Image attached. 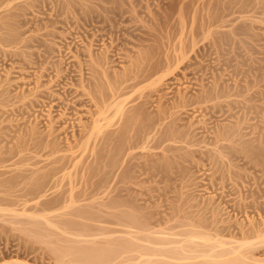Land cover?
I'll list each match as a JSON object with an SVG mask.
<instances>
[{
    "label": "rangeland",
    "instance_id": "1",
    "mask_svg": "<svg viewBox=\"0 0 264 264\" xmlns=\"http://www.w3.org/2000/svg\"><path fill=\"white\" fill-rule=\"evenodd\" d=\"M97 1L0 0V173L3 172L0 175V262L88 264L92 258L90 264H166L167 256L164 255H169L168 250H176L174 255L186 258H178V255L175 258L171 253L172 260L176 262L170 263L169 256L167 264H205L207 261H210L209 264H227L228 260L264 264L263 0L258 1L257 6H254L255 0H229V3L228 0ZM71 6L77 7L72 9ZM180 10L185 17L180 18ZM97 11L104 13L101 22L98 20L101 24L95 22L99 16H94ZM100 25L106 30L102 27L99 30ZM106 51L111 53H108L109 66L105 64L107 72L104 81L92 68L98 65V60ZM180 52L189 54L185 58L188 65H174ZM151 71L156 74L148 77ZM166 73L162 81L156 83L157 90H146L153 79L155 81ZM93 75L96 77L90 88L87 78ZM110 77L114 78L111 79L113 83ZM122 77L128 80L124 83ZM134 78L140 81L136 87L129 89L130 96L127 93L129 98L123 104L125 111L130 108L136 113L129 111L134 114L132 116L128 112L130 117L125 121L124 116L117 112L119 98L115 100L110 96L111 90L107 92L117 81L115 87L135 81ZM113 80H116L115 84ZM107 81L113 86L109 87L112 84L108 85ZM212 86L229 88L230 96L195 100V96L210 93L208 91H212ZM51 90H54L53 94ZM89 90L97 92V95L102 90L104 98L101 103L105 105L93 102L86 94ZM82 97L84 101L78 104ZM101 107L109 109L108 116L115 124L111 122L109 127L104 128L106 123L102 122L104 126L99 128L102 132L94 121V114ZM226 109L230 110L224 112ZM135 115L137 118H134ZM101 121L105 122V119ZM92 125L94 129L91 128L88 135ZM51 127L53 130H50ZM110 130H114V134ZM218 131L227 132L230 136L226 135L229 137L221 141L217 138ZM160 134L164 142L157 141ZM117 135H122V139ZM86 136L90 137L89 141ZM117 139H121L120 145L123 139L126 141L122 144L123 148L120 147L122 152L118 150ZM85 140L89 143L87 150L80 148L81 143L85 146ZM156 141L160 145L157 146ZM40 147L43 150L39 152ZM114 147H118L117 150ZM19 156L24 158L19 159ZM60 157H64L61 162L65 163L61 164L60 160L54 163ZM16 158L20 162H16ZM43 174L47 177L39 178ZM79 176L84 178L80 181ZM112 177L116 179L111 180ZM71 192H74L73 195ZM71 195L75 197L72 201ZM47 200L45 206L42 202ZM78 209L80 213H87L77 215ZM125 210L131 213H125ZM122 212L126 218L121 217ZM139 213L141 217H138ZM134 216L140 223H136ZM115 218H118L117 221ZM124 219L133 222L132 225L142 224L145 219L142 226L148 225V228L140 230V234L137 227L125 224ZM84 225L88 229L80 230ZM119 240L134 244L133 249L117 253L123 251ZM113 245L121 248L118 246L115 251ZM73 246H80V249ZM82 248H91L92 257L85 258L89 260L85 263L79 262L80 257H77L82 254L86 257L83 252L86 249L81 251ZM105 248L110 251H103L105 255L99 258V252L102 253ZM112 253L118 256H112ZM139 253L142 255L138 256ZM189 255H193V259ZM82 257L81 261H85ZM111 257V261L108 260ZM99 259H102L101 262Z\"/></svg>",
    "mask_w": 264,
    "mask_h": 264
},
{
    "label": "bare ground",
    "instance_id": "2",
    "mask_svg": "<svg viewBox=\"0 0 264 264\" xmlns=\"http://www.w3.org/2000/svg\"><path fill=\"white\" fill-rule=\"evenodd\" d=\"M26 1H27V0H26ZM29 1H30V0H29ZM98 1H99V0H98ZM98 1H97V2H98ZM102 1H103V0H102ZM226 1H227V0H226ZM230 1H231V0H230ZM230 1L228 0V3H229ZM233 1H235V0H233ZM245 1H246V0H245ZM251 1H252V0H251ZM258 1L260 2L261 0H255V1H253V2H254V6H255V5L257 6ZM1 2H2V1H1ZM59 2H60V1H59ZM78 2H79V1H78ZM99 2H100V1H99ZM236 2H238V1H236ZM263 2H264V0H263ZM263 2H262V3H263ZM207 3H208V2H207ZM214 3H215V2H214ZM223 3H225V2H223ZM223 3H221V4H223ZM228 3H227V4H228ZM232 3H234V2H232ZM250 3H251V2H250ZM24 4H25V3H24ZM24 4H23V5H24ZM69 4H70V3H69ZM72 4H73V3H72ZM216 4H217V3H216ZM234 4H235V3H234ZM234 4H233V5H234ZM17 5H18V4H17ZM56 5H57V4H56ZM86 5H87V4H86ZM235 5H236V4H235ZM60 6H61V4H60ZM65 6H66V5H65ZM221 6H222V5H221ZM228 6H230V4H229ZM228 6H227V7H228ZM245 6H246V5L244 4V6H243V8H242L243 11H244V9H245V8H244ZM251 6H252V5H251ZM69 7H70V6H69ZM71 7H72V9H73V8H76L77 6H76V7L71 6ZM89 7H90V6H89ZM224 7H225V6H224ZM227 7H226V8H227ZM236 7H237V6H236ZM239 7H240V6H239ZM248 7H249V6H248ZM21 8H22V7H21ZM63 8H65V7H63ZM67 8H68V6H67ZM85 8H86V7H85ZM182 8H183V7H181V9H182ZM233 8H234V7H233ZM233 8H230V9H233ZM6 9H7V8H6ZM9 9H10V8H9ZM12 9H13V8H12ZM25 9H26V8H25ZM56 9H57V8H56ZM61 9H62V6H61ZM68 9H69V8H68ZM77 9H78V8H77ZM83 9H84V8H83ZM94 9H95V8H94ZM101 9H102V8H101ZM224 9H225V8H224ZM227 9H228V8H227ZM63 10H65V9H63ZM70 10H71V9H70ZM75 10H76V9H75ZM113 10H114V9H113ZM184 10H185V9H184ZM228 10H229V9H228ZM233 10H234V9H233ZM240 10H241V9H240ZM9 11H10V10H9ZM18 11H19V10H18ZM65 11H66V10H65ZM91 11H92V10H91ZM103 11H104V10H103ZM111 11H112V10H111ZM163 11H164V10H163ZM166 11H167V10H166ZM214 11H215V10H214ZM214 11H213V13H214ZM218 11H219V10H218ZM222 11H223V10H222ZM229 11H230V10H229ZM247 11H248V10H247ZM7 12H8V11H7ZM60 12H61V11H60ZM71 12H72V11H71ZM82 12H83V11H82ZM99 12H101V11H99ZM116 12H117V11H116ZM219 12H220V11H219ZM223 12H225V11H223ZM84 13H85V11H84ZM86 13H87V12H86ZM96 13H97V14H94V16H95V15H96V16L99 15L98 17L95 16L96 19L98 18L97 20H95V22L97 23L98 20L100 21V20L103 19V17H104L103 14H104V13H102V12H101V13H98V11H97ZM110 13H111V12H110ZM122 13H123V12H122ZM165 13H166V12H165ZM183 13H185V12L183 11ZM217 13H218V12H216V14H217ZM220 13H221V12H220ZM9 14H10V13H9ZM82 14H83V13H82ZM167 14H168V13H167ZM179 14H180V18L184 16V14H183V16H182V10H180V13H179ZM3 15H4V14H3ZM5 15H7V14H5ZM58 15H59V14H57V16L55 15L56 18L58 17ZM61 15H62V14H61ZM86 15H87V14H86ZM89 15H91V14H89ZM89 15H88V16H89ZM100 15L102 16V18H99ZM115 15H116V14H115ZM221 15H223V14H221ZM68 16H69V15H68ZM70 16H71V15H70ZM88 16H87V17H88ZM108 16H109V15H108ZM108 16H105V18L108 17ZM118 16H119V15H118ZM121 16H122V15H121ZM185 16H186V15H185ZM185 16H184V17H185ZM4 17H5V16H4ZM75 17H76V16H75ZM77 17H78V16H77ZM92 17H93V16H92ZM95 17L93 18V20L95 19ZM1 18L3 19V16H1ZM66 18H67V17H66ZM83 18H84V16H83ZM110 18H111V17H110ZM52 19H53V18H52ZM67 19H68V18H67ZM111 19H112V18H111ZM215 19H216V18H215ZM217 19H218V18H217ZM219 19H220V18H219ZM0 20H1V19H0ZM58 20H59V19H58ZM86 20H87V19H86ZM90 20H91V19H90ZM93 20H92V21H93ZM106 20H107V19H104L103 21H106ZM209 20H210V19H209ZM47 21H48V20H47ZM51 21H52V20H51ZM51 21H50V22H51ZM84 21H85V20H84ZM92 21H91V22H92ZM99 21H98V23L101 22V21H100V22H99ZM114 21H115V20H114ZM211 21H212V20H211ZM3 22H5V21H3ZM43 23H44V22H43ZM92 23L94 24V22H92ZM110 23H111V22H110ZM215 23H216V22H215ZM1 24H2V23H1ZM100 24H101V23H100ZM105 24H106V23H105ZM105 24H104V25H105ZM116 24H117V23H116ZM82 25H83V24H82ZM88 25H89V24H88ZM94 25H95V24H94ZM18 26H19V25H18ZM108 26H109V25H108ZM117 26H119V25H117ZM84 27H85V26H84ZM98 27H99V30H100V28L102 27V25H100V26H98ZM104 27H105V26H104ZM43 28H45V27H43ZM102 28H103V27H102ZM111 28H112V27H111ZM242 28H243V26H242ZM53 29H54V28H53ZM95 29H96V27H95ZM103 29H104V28H103ZM120 29H121V28H120ZM0 30H1V28H0ZM101 30H102V29H101ZM104 30H106V29H104ZM108 30H111V29H108ZM116 30H117V29H116ZM11 32H12V30H11ZM47 32H48V31H47ZM96 32H98V30H97ZM108 32H109V31H108ZM112 32H113V29H112ZM239 32H240V31H239ZM49 33H50V32H49ZM149 33H150V32H149ZM93 34H94V33H93ZM97 34H98V33H97ZM13 35H14V34H13ZM37 35H38V34H37ZM44 35H45V34H44ZM90 35H91V34H90ZM100 35H101V34H100ZM46 36H47V34H46ZM0 37H1V36H0ZM3 37H4V36H3ZM6 37H7V36H6ZM33 37H34V36H33ZM38 37H39V36H38ZM38 37H37V38H38ZM147 37H148V36H147ZM17 38H18V37H17ZM17 38H16V39H17ZM84 38H85V37H84ZM87 38H88V37H87ZM0 39H1V38H0ZM24 39H25V38H24ZM24 39H22V40H24ZM39 39H40V38H39ZM90 39H91V38H90ZM101 39H102V38H101ZM2 40H3V39H2ZM6 40H7V39H6ZM6 40H3V41H6ZM13 40H15V39H13ZM28 40H29V39H28ZM45 40H46V38H45ZM10 41H11V40H10ZM16 41H17V40H16ZM19 41H20V39H19ZM19 41H18V42H19ZM41 41H42V39H41ZM93 41H94V40H93ZM89 42H90V41H89ZM39 44H40V43H39ZM90 44H91V43H90ZM45 46H46V45H45ZM118 46H119V45H118ZM86 48H89V47H86ZM115 48H116V46H115ZM5 49H6V48H5ZM5 49H4V50H5ZM47 49H48V48H47ZM131 49H133V48H131ZM6 50H7V49H6ZM90 50H91V49H90ZM107 50H108V49H107ZM121 50H122V49H121ZM2 51H3V50H2ZM7 51H9V50H7ZM113 51H115V50H113ZM116 51H117V50H116ZM116 51H115V52H116ZM15 52H16V51H15ZM15 52H14V53H15ZM46 52H47V51H46ZM102 52H103V51H102ZM106 52H107V51H106ZM117 52H118V51H117ZM108 53H111V52L109 51V52H107L104 56H102L101 59L98 60V62H97L98 65L95 66L94 68H92V70L99 72V73H97L98 76H99V74H100V75L104 78V81H105V79H106V78H105V73L107 72V71L105 72V70L107 69V68L105 67V64L108 65V63H109V59H108V58H109V55H110V54L108 55ZM176 53H177V52H176ZM183 53H184V52H183ZM24 54H25V53H24ZM46 54H47V53H46ZM127 54H128V53H127ZM180 54H181L180 57L177 58L175 62H173V63H175L174 65L177 66V65H179V64H181V63H184L185 66L188 65L189 62H187V60H186L185 58H187L189 54L187 53V55H186V52H185V54H182V53L180 52ZM18 55H19V53H18ZM21 55H22V54H21ZM31 55H32V54H31ZM43 55H44V54H43ZM84 55H85V54H84ZM89 55H90V54H89ZM100 55H101V54H100ZM112 55H113V54H112ZM97 56H98V55H97ZM177 56H178V55H177ZM34 57H35V56H34ZM41 57H42V56H41ZM44 57H45V56H43V58H44ZM98 57H100V56H98ZM22 59H24V58H22ZM32 59H33V58H32ZM41 59H42V58H41ZM45 59H46V58H45ZM110 60H111V59H110ZM135 60H136V59H135ZM32 61H33V60H32ZM42 61H43V60H42ZM113 61H114V60H113ZM172 61H173V60H172ZM90 62H91V61H90ZM133 62H135V61H133ZM139 62H140V61H139ZM168 62H169V60H168ZM54 63H55V62H54ZM77 63H78V61H77ZM79 63H80V62H79ZM147 63H148V62H147ZM147 63H145V64H147ZM170 63H171V61H170ZM58 64H59V63H58ZM110 64H111V62H110ZM137 64H138V63H137ZM139 64H140V63H139ZM167 64H168V63H167ZM167 64H166V65H167ZM55 65H56V64H55ZM94 65H95V64H94ZM140 65H141V64H140ZM168 65H170V64H168ZM77 66H79V64H78ZM80 66H81V65H80ZM108 66H109V65H108ZM162 66H163V65H162ZM60 67H61V66H60ZM138 67H139V65H138ZM141 67H142V66H141ZM167 67H168V66H167ZM171 67H172V66H171ZM150 68H151V67H149V70H151ZM153 68H154V67H153ZM159 68H160V67H159ZM79 69H80V68H79ZM81 69H82V68H81ZM81 69H80V70H81ZM132 69H133V68H132ZM136 69H137V68H136ZM144 69H145V68H144ZM57 70H58V68H57ZM108 70H109V68H108ZM145 70H146V69H145ZM152 70H154V69H152ZM170 70H171V69H170ZM75 71H76V70H75ZM139 71H140V70H139ZM155 71H156V70H155ZM155 71L148 72V73H150L151 75L149 76V74H148L147 76H148V77H151L152 74H153V75H154V73L156 74ZM158 71H159V70H157V72H158ZM111 72H112V71H111ZM114 72H115V71H114ZM124 72H125V70H124ZM126 72H127V71H126ZM135 72H136V70H135ZM137 72H138V71H137ZM140 72L144 73L142 70H141ZM58 73H60V72H58ZM79 73H81V72H79ZM91 73H92V72H91ZM95 73H96V72H95ZM108 73H109V72H108ZM118 73H119V72H118ZM167 73H170V71L167 72ZM167 73H166L165 75H161L162 77H158V79H155V81H154V79H153V82H152V83L150 82V84H148V85L146 86V90H148V92H149V91L152 92V91L157 90V89H158V87H156V86H158L157 84H158L160 81H162L163 77L166 76ZM62 74H63V73H62ZM97 74H96V75H97ZM121 74H122V73H121ZM134 74H136V73H134ZM82 75H83V74L80 75V78H81ZM109 75H110V74H109ZM122 75H123V74H122ZM122 75H121V76H122ZM136 75H137V74H136ZM136 75H135V76H136ZM144 75L146 76V74H144ZM58 76H60V75H58ZM101 76H100V77H101ZM111 76H112V75H111ZM118 76H120V75L118 74ZM124 76H125V74H124ZM124 76H123V77H124ZM126 76H127V75H126ZM137 76H138V75H137ZM142 76H143V74H142ZM147 76H146V77H147ZM83 77H84V76H83ZM86 77H87V75H86ZM95 77H96V76L93 75V76L87 78V81H88V84H89L90 88H91V84L94 83ZM102 77H101V78H102ZM108 77H109V76H108ZM123 77H122V78H123ZM143 77H144V76H143ZM119 78L121 79V77H119ZM119 78H118V79H119ZM125 78L127 79V77H125ZM136 78H137V77H136ZM220 78H221V77H220ZM98 79H99V78H98ZM98 79H97V80H98ZM111 79H114V78H111V77H110V81H111ZM120 79H119V81L121 82L122 80H120ZM73 80H74V79H73ZM82 80H83V78H82ZM82 80H81V81H82ZM84 80H85V79H84ZM99 80H100V79H99ZM123 80H124V78H123ZM127 80H128V79H127ZM127 80H124V83H125ZM134 80H135V78H134ZM218 80H219V79H218ZM57 81H58V80H57ZM81 81H80V82H81ZM85 81H86V80H85ZM101 81H103V79H102ZM113 81H114V80H113ZM139 81H140V80H139ZM139 81L135 80V81H132V82H130V83H127V84H125V85H123V86H117V87H115V85L118 84V83H117L118 81H117V82H116V80L114 81V84H115V82H116V84H115L114 86H113V84H112V83H113L112 81H111L112 83L110 82L112 85L107 81V82H108L107 84H108V85H109V84L111 85V86H109V87H112V86H113L112 89H111V88L108 89L109 92H107V93H110V90H111V93H110V94H111V95H110L111 98H113V99H115V100H116L117 98H119V100L117 99V100L119 101V106H118V108H117V112L121 113V115H123V116L125 117V118L123 117V119H125V121H126V119L129 120L130 114L133 116L134 112L136 113V110L134 111V109H132V110L130 111V108H128V110L126 109V111H125V110H124V107H125V106H124L123 103H124V102L126 101V99H128L129 96H130V94L128 93V92H130L129 89H130V88L133 89V87H136V85L139 83ZM72 82H73V81H72ZM76 82H77V80H76ZM76 82H75V84H76ZM214 82H215V81H214ZM124 83H123V84H124ZM156 83H157V84H156ZM1 84H2V83H1ZM55 84H56V83H55ZM57 84H58V83H57ZM67 84H69V83H67ZM75 84H74V85H75ZM78 84H79V83H78ZM97 84H98V83H97ZM97 84H96V85H97ZM99 84H101V83H99ZM104 84H106V82H105ZM107 84H106V85H107ZM120 84L122 85V83H120ZM120 84H119V85H120ZM60 85H61V83H60ZM80 85L82 86L81 83H80ZM96 85L94 84V86H96ZM213 85H214V84H213ZM92 86H93V85H92ZM204 86H205V85H204ZM220 86H221V85H220ZM83 87H85V86L83 85ZM103 87H104V85H102V89H103ZM109 87H108V88H109ZM144 87H145V86H144ZM212 87H213V86H212ZM38 88H39V87H38ZM72 88H73V87H72ZM95 88H96V87H95ZM95 88H94V90H95ZM99 88L101 89V86H100ZM156 88H157V89H156ZM202 88H203V87H202ZM47 89H48V88H47ZM47 89H46V90H47ZM52 89H53V88H52ZM82 89H83V88H82ZM88 89H89V88H88ZM210 89H212V88H210ZM226 89H227V88H226ZM226 89H224V88H222V87H219V86H218V87L215 86V87H213L212 91H208V92H210V93H208V94H207V93H206V94L204 93V94H201V95H199V96H197V97L195 96V100L197 101V99H200V101H201V100H205V101H206V100H208V99H212L213 96H214V97L216 96L217 98H219V97H221V96H225V95H227V96L229 95V96H230V94H228V93H229V91H228L229 88L227 89V91H226ZM73 90H74V89H73ZM92 90H93V89H92ZM97 90H98V89H97ZM106 90H107V89H106ZM35 91H37V90L35 89ZM35 91H34V92H35ZM38 91H39V90H38ZM42 91H43V89H42ZM81 91H82V90H81ZM85 91H87V90H85ZM143 91H144V90H143ZM44 92H45V91H44ZM49 92H50V91H49ZM51 92H52V90H51ZM53 92H54V90H53ZM53 92H52L51 94H53ZM68 92H69V91H68ZM71 92H72V91H71ZM83 92H84V91H82V94L85 93V92H84V93H83ZM100 92H101V94H99V92H98V95H99V96L96 94L97 92L95 93V92H92V91H90V90H89L86 94H87V96H89V97L91 98V100H92L93 102L95 101L96 104L98 105V103L100 104V103L103 101V100L101 101V99L104 98V97L101 96L103 91L101 90ZM37 93H38V92H37ZM40 93H41V92H40ZM69 93H70V92H69ZM76 93H77V91H76ZM78 93H79V92H78ZM104 93H105V92H104ZM107 93H106V94H107ZM127 93H128L129 96L127 95ZM28 94H29V93H28ZM46 94H47V93H46ZM54 94H55V93H54ZM66 94H67V92H66ZM74 94H75V93H74ZM82 94H81V95H82ZM24 95H25V94H24ZM35 95H36V94H35ZM44 95H45V94H44ZM69 95H70V94H69ZM77 95H79V94H77ZM84 95H85V94H84ZM104 95H105V94H104ZM59 96H60V95H59ZM85 96H86V95H85ZM106 96H107V95H105V97H106ZM127 96H128V97H127ZM139 96H140V94H139ZM61 97H62V96H61ZM66 97H67V96H66ZM107 97H108V96H107ZM25 98H26V97H25ZM82 98H83V97H82ZM90 98H89V99H90ZM182 98H184V97H182ZM190 98H191V97H190ZM190 98H189V99H190ZM51 99H52V98H51ZM68 99H69V97H68ZM187 99H188V98H187ZM65 100H66V99H65ZM77 100H78V99H77ZM91 100H90V101H91ZM181 100H182V99H181ZM195 100H193V101H195ZM83 101H84V98H83L82 100H80V101L78 102V104L81 103V102H83ZM104 101L106 102L107 100H104ZM118 101H117V102H118ZM200 101H199V102H200ZM228 101H229V100H228ZM234 101H235V100H234ZM240 101H241V100H240ZM66 102H67V101H66ZM85 102H86V101H85ZM191 102H192V101H191ZM229 102H231V101H229ZM61 103H63V102H61ZM68 103H69V101H68ZM75 103H76V101H75ZM180 103H181V102H180ZM226 103H227V102H226ZM231 103H232V102H231ZM233 103H234V102H233ZM65 104H67V103H65ZM73 104H74V102H73ZM101 104H102V103H101ZM103 104H104V103H103ZM103 104H102V106H103ZM140 104H143V103H140ZM185 104H186V103H185ZM223 104H224V103H223ZM228 104H229V103H228ZM243 104H244V102H243ZM70 105H71V104H70ZM104 105H105V104H104ZM136 105H137V104H136ZM177 105H178V104H177ZM236 105H237V104H236ZM236 105H235V106H236ZM238 105H241V104H238ZM245 105H246V104H245ZM182 106H183V105H182ZM213 106H214V105H213ZM218 106H219V105H218ZM73 107H74V105H73ZM76 107H77V106H76ZM106 107H107V106H106ZM177 107H178V106H177ZM220 107H221V106H220ZM239 107H241V106H239ZM65 108H66V107H65ZM68 108H69V107H68ZM101 108H103V109H101ZM101 108H100V111L97 110V111H98V115H96L97 111H96V112L94 111V112H95L94 116H96V118L94 119V121H95V123H97V124H96L97 129L101 128L100 125H102V122H103V124L106 123L105 126L102 125V127L104 126V128H105L106 126L109 127L110 124H111V122H112V121H111L112 118H109V116H108V115H109V114H108L109 109H107V108L104 109L105 107H101ZM141 108H142V107H141ZM212 108H213V107H212ZM214 108H215V107H214ZM214 108H213V109H214ZM72 109H73V108H72ZM79 109H80V108H79ZM164 109H165V108H164ZM215 109H216V108H215ZM215 109H214V110H215ZM227 109H228V108H227ZM227 109H226L224 112L230 110V109H229V110H227ZM241 109H242V108H241ZM68 110H69V109H68ZM73 110H74V109H73ZM162 110H163V109H162ZM220 110H222V107L220 108ZM233 110H234V108H233ZM87 111H88V110H87ZM129 111H130V112L134 111V112H133V114H132V113H130ZM137 111L139 112L140 109H138ZM210 111H211V110H210ZM218 111H219V110H218ZM63 112H65V111H63ZM128 112H129L130 114H129ZM138 112H137V114H138ZM140 112H141V111H140ZM166 112H167V111H166ZM232 112H233V111H232ZM92 113H93V112H92ZM142 113H143V111H142ZM212 113H213V110H212ZM67 114H68V112H67ZM75 114H76V113H75ZM106 114H107V116H106ZM217 114H218V113H217ZM224 114H225V113H224ZM228 114H229V113H228ZM231 114H232V113H231ZM62 115H63V114H62ZM68 115H69V114H68ZM68 115H66V116H68ZM142 115H143V114H142ZM221 115H222V114H221ZM229 115H230V114H229ZM232 115H233V114H232ZM232 115H231V116H232ZM70 116H71V114H70ZM98 116H102V118H101V117L99 118ZM92 117H93V114H92ZM92 117H91V118H92ZM140 117H141V116H140ZM145 117H146V116H145ZM157 117H158V116H157ZM108 118H109V119H108ZM134 118H137V116L135 115ZM134 118H132V119L134 120ZM149 118H150V117H149ZM149 118H147V119H149ZM92 119H93V118H92ZM104 119H105V122H104V121H101V120H104ZM106 120H107V122H106ZM133 120H132V121H133ZM139 120H140V119H139ZM149 120H150V119H149ZM158 120H159V119H158ZM97 121H98L99 123L101 122V124L98 125V122H97ZM125 121H124V122H125ZM130 121H131V120H130ZM141 121H142V120H141ZM143 121H144V120H143ZM150 121H151V120H150ZM51 122H52V121H51ZM51 122H50V123H51ZM124 122H123V123H124ZM239 122H240V121H239ZM52 123H53V122H52ZM52 123H51L50 125H52ZM93 123H94V122H93ZM112 123H113V122H112ZM117 123H118V122H117ZM119 123H120V122H119ZM123 123H122V124H123ZM125 123H126V122H125ZM134 123H135V120H134ZM141 123H142V122H141ZM113 124H114V123H113ZM122 124H121V125H122ZM126 124H128V123H126ZM88 125H89V124H88ZM88 125H87V126H88ZM94 125H95V124H94ZM94 125H92V127H90V130H89V134H88V135L91 134L90 131H91V128H93ZM114 125H115V124H114ZM118 125H119V124H118ZM121 125H120V129L122 128ZM136 125H137V124H136ZM151 125H152V124H151ZM234 125H235V124H234ZM52 126H53V125H52ZM87 126H86V127H87ZM90 126H91V125H90ZM98 126H99V127H98ZM112 126H113V125H112ZM126 126H127V125H126ZM139 126H140V125H139ZM123 127H124V126H123ZM132 127H134V126H132ZM136 127H137V126H136ZM234 127H235V126H234ZM234 127H232V129H233ZM237 127H238V123H237ZM31 128H32V127H31ZM33 128H34V127H33ZM118 128H119V127H118ZM125 128H126V127H125ZM138 128H139V127H138ZM145 128H146V127H145ZM154 128H155V126H154ZM154 128H152V129L154 130ZM51 129H52V127L50 128V130H51ZM85 129H86V128H85V126H84V129H83V130H85ZM88 129H89V128H88ZM93 129H94V128H93ZM93 129H92V130H93ZM101 129H102V128H101ZM115 129H117V128L115 127ZM120 129H119V130H120ZM174 129H175V128H174ZM27 130H28V128H27ZM33 130H34V129H33ZM36 130H37V128H36ZM39 130H40V129H39ZM52 130H53V129H52ZM99 130H100V129H99ZM103 130H104V129H103ZM123 130H124V128H123ZM125 130H126V129H125ZM125 130H124V131H125ZM127 130H128V129H127ZM144 130H145V129H144ZM236 130H237V129H236ZM240 130H241V129H240ZM17 131H18V130H17ZM93 131H94V130H93ZM100 131L102 132V130H100ZM100 131H98V133H101ZM104 131H106V130H104ZM110 131H111V130H110ZM117 131H118V130H117ZM132 131H133V130H132ZM137 131H138V130H137ZM137 131H135V132H137ZM139 131H140V129H139ZM142 131H143V129H142ZM145 131H146V130H145ZM165 131H166V130H165ZM216 131H217V130H216ZM220 131H221V130H220ZM232 131H233V130H232ZM24 132H25V131H24ZM30 132L33 133L32 131H30ZM30 132H29V133H30ZM84 132H85V131H84ZM112 132H114V130H112L111 133H112ZM135 132H134V133H135ZM154 132H155V130H154ZM158 132H159V131H158ZM167 132H168V131H167ZM169 132H170V131H169ZM218 132H219V131H218ZM230 132H231V131H230ZM235 132H236V131H235ZM1 133H2V132H1ZM21 133H22V132H21ZM25 133H26V132H25ZM52 133H53V132H52ZM85 133H86V132H85ZM87 133H88V132H87ZM96 133H97V132H96ZM107 133H108V132H107ZM115 133H116V132H115ZM118 133H120V132L118 131ZM126 133H127V132H126ZM165 133H166V132H165ZM226 133H227V132H225V133H223V132L220 133V132H219L218 134L216 133V134L218 135L217 138H219V139L221 138V141H222V138H224V139H225V138H228L230 135H229V134H226ZM228 133H229V132H228ZM231 133H232V132H231ZM36 134L38 135V133H36ZM83 134H84V133H83ZM109 134H110V132H109ZM112 134H114V133H112ZM120 134H121V133H120ZM137 134H138V133H137ZM86 135H87V134H86ZM104 135H105V138H106V134H104ZM104 135H103V136H104ZM118 135H119V134H118ZM118 135H117V136H118ZM129 135L131 136V134H129ZM133 135H134V134H133ZM226 135H229V136L226 137ZM237 135H238V134H237ZM25 136H26V135H25ZM83 136H84V135H83ZM101 136H102V134L100 135V137H101ZM121 136H122V135H121ZM121 136H120V137L118 136V137L122 139ZM139 136H140V135H139ZM143 136H144V135H143ZM165 136H166V135H165ZM233 136H234V135H233ZM29 137H31V136H29ZM86 137H88V141H89V138H90V137H89V136H86ZM118 137H117V138H118ZM124 137H125V139H126V135H125ZM124 137H123V138H124ZM132 137L134 138V136H132ZM135 137H136V136H135ZM166 137H167V136H166ZM185 137H186V136H185ZM231 137H232V135H231ZM237 137H238V136H237ZM240 137H242V136H240ZM32 138H33V140H32V139H31V140L34 141V140H35V139H34L35 137L32 136ZM84 138H85V137H84ZM127 138L129 139L130 137H128V135H127ZM137 138H138V136H137ZM139 138L141 139L142 137H139ZM139 138H138V139H139ZM162 138H163V137H162ZM217 138H216V139H217ZM43 139H44V138H43ZM43 139H42V141H43ZM85 139H86V138H85ZM94 139H96V138L94 137ZM110 139H111V138H110ZM113 139H114V138H113ZM121 139H119V140H121ZM125 139H123L124 141L122 142V144H123L124 142H126ZM138 139L135 138V140H138ZM142 139H143V138H142ZM152 139H153V138H152ZM152 139H151V141H152ZM157 139H158V137H157ZM164 139H165V138H164ZM184 139H185V138H184ZM230 139H231V138H230ZM233 139H234V138H233ZM29 140H30V139H29ZM119 140L117 139L118 142H116V143L119 144ZM126 140H127V139H126ZM155 140H156V138H155ZM160 140H163V139H161V134H160L159 140H157V141L159 142ZM182 140H183V139H182ZM235 140H236V139H235ZM42 141H39V142L41 143ZM44 141H45V140H44ZM47 141H48V140H47ZM51 141H52V140H51ZM51 141H49V142H51ZM53 141H54V140H53ZM53 141H52V142H53ZM78 141H79V140H78ZM88 141L85 140V142H86L85 146H83L84 144L81 143L82 146H81V147L79 146V147H80V148L83 147V149H84V147H85V150H87L86 147L89 146V145H88V144H89ZM108 141H109V140H108ZM115 141H116V138H115ZM140 141H141V140H140ZM140 141L138 140V142H140ZM142 141H143V140H142ZM157 141H156V143H155L156 145H157ZM28 142H29V141H28ZM30 142H31V141H30ZM36 142H38V141H36ZM36 142H34L35 145H37ZM49 142H48V143H49ZM81 142H82V141H81ZM83 142H84V141H83ZM96 142H97V141H96ZM99 142H100V141H99ZM105 142H106V141H105ZM130 142H131V141H130ZM136 142H137V141H136ZM152 142H153V141H152ZM163 142H164V140H163ZM191 142H192V141H191ZM48 143H47V146H48ZM54 143H55V142H54ZM54 143H53V144H54ZM111 143H112V142H111ZM160 143H161V142H160ZM27 144H28V143H27ZM42 144H43V143H42ZM50 144H52V143H50ZM81 144H80V145H81ZM95 144H96V143H95ZM106 144H107V143H106ZM122 144H121V145H122ZM133 144H134V142H133ZM133 144H132V146H133ZM214 144H215V143H214ZM217 144H218V143H217ZM25 145H26V144H25ZM58 145H59V144H58ZM86 145H87V146H86ZM108 145H109V144H108ZM114 145H115V144H114ZM116 145H117V144H116ZM121 145L119 144V148L117 147L118 150L120 149V147L123 148V145H124V144H123L122 146H121ZM134 145H135V144H134ZM158 145H160V144H158ZM158 145H157V146H158ZM26 146H27V145H26ZM32 146L34 147L33 144H32ZM43 146H44V145H43ZM47 146H46V147H47ZM105 146H107V145H105ZM140 146H141V145H140ZM157 146H155V147H157ZM24 147H25V146H24ZM24 147H22L23 150H24ZM27 147H28V146H27ZM35 147H36V146H35ZM41 147H42V146H41ZM41 147H40V148H41ZM52 147H53V145H52ZM37 148H38V147H37ZM42 148H44V147H42ZM42 148H41V150H39V152L43 150ZM47 148H48V147H47ZM53 148H54V147H53ZM114 148H116V147H114ZM117 148H116V150H117ZM124 148H125V146H124ZM133 148H134V147H133ZM14 149H15V148H14ZM17 149H18V148H17ZM26 149H28V148H26ZM32 149H33V148H32ZM38 149H39V148H38ZM78 149H79V148H78ZM101 149H102V148H101ZM112 149H113V148H112ZM19 150H20V149H19ZM34 150L37 151L36 149H34ZM110 150H111V149H110ZM121 150H122V149H120L119 151H121ZM126 150H127V149H126ZM15 151H16V149H15ZM17 151H18V150H17ZM26 151H27V150H26ZM99 151H100V150H99ZM112 151L114 152V149H113ZM5 152H6V151H5ZM11 152H12V151H11ZM18 152H20V151H18ZM24 152H25V151H24ZM28 152H29V151H28ZM56 152H57V151H56ZM101 152H102V150H101ZM101 152H99V153H101ZM109 152H111V151H109ZM121 152H122V151H121ZM124 152H125V150H124ZM16 153H17V152H16ZM91 153H92V152H91ZM117 153H118V152H117ZM19 154H20V153H19ZM97 154H98V153H96V156H97ZM108 154H110V153H108ZM121 154H122V153H121ZM15 155H17V154H15ZM94 155H95V154H94ZM106 155H107V154H106ZM110 155H112V154H110ZM110 155H109V156H110ZM114 155H116V151H115ZM152 155H153V154H152ZM181 155H182V154H181ZM68 156H69V155H68ZM77 156H79V155H77ZM88 156H89V155H88ZM90 156H91V155H90ZM112 156H113V155H112ZM19 157H20V156H19ZM120 157H121V156H120ZM120 157H119V158H120ZM17 158H18V157H17ZM17 158H16V162H20V161H17V160H18ZM23 158H24V157H23ZM23 158L20 157L19 159H23ZM56 158H58V157H56ZM62 158H64V157H62ZM62 158L60 157L59 159H56V160L53 159V160H55L54 163L60 160V163H61V164H64L65 162H61V161H62V160H61ZM68 158H69V157H68ZM75 158H76V157H75ZM86 158H88V157L86 156ZM115 158H116V156H115ZM115 158L112 157L113 162H115V161H114ZM6 159L8 160L9 157H6ZM25 159H26V158H25ZM25 159H24V161H25ZM70 159H71V158H70ZM97 159H98V158H97ZM108 159H109V158H108ZM112 159H110V160H111L110 162H112ZM2 160H3V159H2ZM4 160H5V159H4ZM26 160H27V159H26ZM66 160H67V159H66ZM84 160H85V159H84ZM86 160H87V159H86ZM105 160H106V159H105ZM117 160H118V159H117ZM123 160H125V159H123ZM5 161H6V160H5ZM5 161H4L3 163H5ZM75 161H76V160H75ZM94 161H95V160H94ZM108 161H109V160H108ZM118 161H119V160H118ZM132 161H133V160H132ZM137 161H138V160H137ZM166 161H167V160H166ZM35 162H36V161H35ZM92 162H93V161H92ZM105 162H106V161H105ZM127 162H128V161H127ZM146 162H147V161H146ZM0 163H1V162H0ZM33 163H34V162H33ZM33 163H32V164H33ZM57 163H58V162H57ZM72 163H74V161H73ZM72 163H71V164H72ZM102 163H104L103 160L101 161V164H102ZM164 163H165V162H164ZM61 164H60V166H61ZM109 164H111V163H109ZM112 164H113V163H112ZM115 164H116V162H115ZM119 164H121V163H119ZM156 164H157V163H156ZM22 165H23V164H22ZM65 165H66V164H65ZM102 165H103V164H102ZM149 165H150V164H149ZM1 166H2V164H1ZM62 166H63V165H62ZM90 166H91V165H90ZM111 166H112V165H111ZM141 166H143V165H141ZM163 166L165 167V165H163ZM57 167H58V166H57ZM87 167H88V166H87ZM113 167H114V165H113ZM121 167H122V166H121ZM135 167H136V166H135ZM158 167H159V166H158ZM58 168H59V167H58ZM62 168H63V167H62ZM62 168H61V169H62ZM126 168H127V166H126ZM162 168H163V167H162ZM23 169H24V168H23ZM25 169H26V168H25ZM36 169H37V168H36ZM55 169H56V168H55ZM61 169H60V170H61ZM89 169H90V168H89ZM116 169H117V168H116ZM163 169H165V168H163ZM33 170H34V169H33ZM113 170H114V169H113ZM92 171H93V170H92ZM96 171H98V170H96ZM142 171H143V170H142ZM155 171H156V169H155ZM163 171H164V170H163ZM0 172H1V171H0ZM53 172L55 173V170H54ZM57 172H58V171H57ZM60 172H61V171H60ZM94 172H95V170H94ZM94 172H93V173H94ZM121 172H122V171H121ZM121 172H120V173H121ZM153 172H154V171H153ZM46 173H47V172H45V174H46ZM130 173H131V172H130ZM1 174H3V172L0 173V175H1ZM38 174H39V173H38ZM46 175H48V174H46ZM46 175H44V174H43V176L40 175L41 177H39V178H42V177L44 178ZM52 175H53V174H52ZM54 175H55V174H54ZM54 175H53V176H54ZM72 175H73V174H72ZM72 175H71V176H72ZM113 175H115V173H114ZM38 176H39V175H38ZM48 176H49V175H48ZM63 176H65V175H63ZM63 176L61 175V177H63ZM74 176H75L76 178H78L76 175H74ZM86 176H87V175H86ZM88 176H89V175H88ZM46 177H47V176H46ZM68 177H69V176H68ZM75 177H72V178L74 179ZM79 177H80V176H79ZM82 177H83V176H82ZM114 177H115V176H114ZM122 177H123V176H122ZM126 177H127V176H126ZM128 177H129V175H128ZM131 177H132V176H131ZM135 177H136V176H135ZM33 178H34V177H33ZM49 178H50V177H49ZM63 178H65V177H63ZM63 178H61V179H63ZM69 178L72 179L71 177H69ZM76 178H75V179H76ZM80 178H81V177H80ZM83 178H84V177H83ZM83 178H81L80 181H81ZM85 178H86V177H85ZM88 178H89V177H88ZM88 178H87V179H88ZM120 178H121V177H120ZM133 178H134V177H133ZM34 179H35V178H34ZM90 179H91V178H90ZM97 179H98V178H97ZM104 179H106V178H104ZM113 179H116V178H113V177H112L111 180H113ZM121 179L123 180V178H121ZM128 179H129V178H128ZM36 180H37V179H36ZM40 180H41V179H40ZM52 180H53V179H52ZM88 180H89V179H88ZM91 180H93V179H91ZM107 180H108V179H107ZM107 180H106V181H107ZM111 180H110V181H111ZM50 181H51V180H50ZM54 181H55V180H54ZM95 181H96V180H95ZM98 181H99V179H98ZM98 181H96V182L98 183ZM102 181H104V180H102ZM115 181H116V180H115ZM125 181H126V180H125ZM39 182L41 183V181H39ZM43 182H44V181H43ZM48 182H49V181H48ZM55 182H57V181H55ZM93 182H94V181H92V183H93ZM112 182H113V181H112ZM117 182H118V181H117ZM46 183H47V182H46ZM57 183H59V182H57ZM57 183H56V184H57ZM97 183H96V184H97ZM102 183H103V182H102ZM104 183H105V182H104ZM113 183H114V182H113ZM125 183H126V182H125ZM16 184H17V183H16ZM44 184H45V183H43V185H44ZM52 184H53V183H52ZM70 184H72V183H70ZM83 184H84V183H83ZM85 184H86V183H85ZM99 184H101V183H99ZM53 185H54V184H53ZM60 185H63V184H60ZM72 185H73V184H72ZM111 185H112V184H111ZM39 186H42V185H39ZM76 186H77V185H76ZM26 187H27V186H26ZM33 187H34V186H33ZM53 187H54V186H53ZM73 187H74V186H73ZM113 187H114V186H113ZM114 188H115V187H114ZM114 188H113V189H114ZM27 189H28V188H27ZM41 189H42V188H41ZM74 189H75V188H74ZM115 189H116V188H115ZM44 190H45V189H44ZM59 190H60V189H59ZM124 190H125V189H124ZM28 191H29V190H28ZM66 191H67V190H66ZM69 191H70V190H69ZM72 191H73V189H72ZM56 192H58V191H56ZM111 192H112V191H111ZM34 193H35V192H34ZM43 193L46 194V192H43ZM71 193H72V192H71ZM71 193H70V194H71ZM73 193H74V192H73ZM73 193H72V195H73ZM31 194H32V190H31ZM75 194H76V193H75ZM72 195H71V197H72ZM78 195H80V194H78ZM40 196H41V195H40ZM57 196H58V195H57ZM61 196H62V195H61ZM68 196H69V195H68ZM68 196H67V197H68ZM52 197H53V196H52ZM69 197H70V196H69ZM69 197H68V198H69ZM73 197H74V196H73ZM73 197L71 198V201H72ZM27 198H28V197H27ZM61 198H65V197H61ZM68 198H67V199H68ZM74 198H75V197H74ZM112 198H113V196H112ZM115 198H116V197H115ZM47 199H48V198H47ZM53 199H55V197H54ZM117 199H118V198H117ZM51 200H52V199H51ZM51 200H50V201H51ZM59 200H60V199H59ZM68 200H69V199H68ZM115 200H116V199H115ZM118 200H119V199H118ZM48 201H49V200L45 201V203H44V201H43L42 203L45 204V206H46V203H48ZM54 201H55V200H54ZM54 201H53V202H54ZM109 201H110V200H109ZM111 201H112V200H111ZM119 201H120V200H119ZM59 202H60V201H59ZM112 202H114V200H113ZM112 202H111V203H112ZM115 202H117V201H115ZM125 202H126V201H125ZM55 203H56V202H55ZM104 203H105V202H104ZM119 203H120V202H119ZM129 203H130V201H129ZM107 204H108V203H107ZM109 204H110V202H109ZM113 204H114V203H113ZM116 204H117V203H116ZM123 204H125V203H123ZM123 204H120V205H123ZM132 204H133V203H132ZM47 205H48V204H47ZM55 205H56V204H55ZM63 205H65V204H63ZM110 205H112V204H110ZM120 205H119V206H120ZM128 205H129V204H128ZM128 205H126V206H128ZM130 205H131V204H130ZM45 206H43V207H45ZM48 206H49V205H48ZM59 206H60V205H59ZM61 206H62V205H61ZM61 206H60V207H61ZM107 206H109V205H107ZM135 206H136V205H135ZM53 207H54V206H53ZM55 207H56V206H55ZM115 207H117V205H115ZM45 208H46V207H45ZM78 208H79V207H78ZM123 208H124V207H123ZM46 209H47V208H46ZM53 209H54V208H53ZM76 209H77V208H76ZM79 209H80V208H79ZM79 209H78L77 211H79ZM114 209H115V208H114ZM125 209H126V208H125ZM82 210H83V209H82ZM87 210H88V209H87ZM123 210H124V209H123ZM80 211H81V209H80ZM80 211H79V213H77V215H78V214L81 215L82 213L84 214L85 212L87 213V211H84V212H82V213H80ZM107 211H108V210H106V212H107ZM113 211H114V210H113ZM116 211H117V210H116ZM116 211H115V212H116ZM119 211H122V210H119ZM119 211H118V212H119ZM152 211H153V210H152ZM69 212H71V211H69ZM72 212H73V210H72ZM72 212H71V213H72ZM74 212L76 213L75 210H74ZM115 212H114V213H115ZM123 212H124V211H123ZM123 212L121 213V217H122V218H124V217L126 218V214H125V213H128V214L131 213V212L129 213V211L126 212V210H125V213H123ZM75 213H74V214H75ZM140 213H141V212H140ZM140 213H139V216H138V215H136V216H138V217L143 216V215H142L143 212L141 213V216H140ZM147 213H148V212H147ZM150 213H151V212H149V214H150ZM83 214H82V215H83ZM115 214H117V212H116ZM119 214H120V213H119ZM137 214H138V213H137ZM152 214H153V213H152ZM117 215H118V214H117ZM115 216H116V215H115ZM136 216H134L135 218L133 217L134 220H137V217H136ZM148 216H149V215H148ZM153 216H154V215H153ZM112 217H114V216H112ZM121 217H120V218H121ZM127 217H128V216H127ZM129 217H132V216H129ZM86 218H87V217H86ZM145 218H146V217H145ZM115 219H116V218H115ZM117 219H118V218H117ZM117 219H116V221H117ZM130 219H131V218H130ZM139 219H141V218H139ZM142 219H143V218H142ZM146 219H148V218H146ZM131 220H132V219H131ZM113 221H114V219H113ZM124 221L126 222L125 224L128 223V225L130 224V226L137 227V228L139 229V232H138V233H140V234H141L140 230L142 231V229H144V228H145V230H147L146 228H148V227H147L148 225H147L146 223H145V225H147L146 227H143V226H142V224L144 223L145 219H144V221L141 220V222L143 221L142 224H137V225H132L133 222H131V223H132V224H131V223H129L130 220L127 221V219H126V220L124 219ZM68 222H69V221H68ZM122 222H123V221H122ZM135 222H136V221H135ZM135 222H134V223H135ZM114 223H115V221H114ZM136 223H140V222H138V220H137ZM136 223H135V224H136ZM69 224L72 225V223H69ZM123 224H124V222H123ZM73 225H74V224H73ZM83 227H84V228H83V229H80V230H85V228L88 229V226L86 227V226L84 225ZM121 227H122V226H121ZM122 228H123V227H122ZM124 229H125V228H124ZM149 229H150V228H149ZM126 230H127V229H126ZM145 230H144V231H145ZM86 231H87V230H86ZM117 231H118V230H117ZM84 232H85V231H84ZM84 232H82V233H84ZM85 233H86V232H85ZM135 233H137V232H135ZM138 233H137V234H138ZM116 239H117V238H116ZM123 239H125V238H123ZM125 240H126V239H125ZM127 240H129V239L127 238ZM117 241H118V239H117ZM119 241H121V240H119ZM112 242H114V239H113ZM115 242H116V241H115ZM123 242H124V243H123ZM130 242H132V240H130ZM121 243H122V244H121ZM121 243H120V244H121V246H122L123 251H122V250H121V251L119 250V252H117V253H120V252H122V253H123V252H126V251H127L126 249L129 250V249H131V248L133 247V245H134V244L131 245L130 243L125 242L124 240H122ZM133 243H134V242H133ZM114 244H116V243H114ZM88 246L90 247L91 245H88ZM113 246H115V245H113ZM118 246H119V245H118ZM118 246L116 245V246L114 247V248H115V249H114L115 251L117 250V248H119V247L121 248V246H119V247H118ZM73 247L80 249V248H79L80 246H79V247H78V246H73ZM84 247H87V245L84 246ZM89 247H88V248H89ZM88 248H82V250H81V251H83L84 249H86V250L83 251V252H85L84 254H85L86 257H84V255H83L82 252L80 251L83 257H82L81 255H78V256H77L78 259H79V257H80V259H79L80 261H79V262H81V263H83V262H84V263H85V262H88V261H89L88 259L90 258V256L92 257V255H91V248H90V249H88ZM107 248H108V247H107ZM96 249H98V248H96ZM132 249H133V248H132ZM134 249H135V248H134ZM87 250H88V251L90 250V252H88ZM124 250H126V251H124ZM75 251H76V250H75ZM77 251H79V250H77ZM86 251H87V252H86ZM98 251H99V250H98ZM98 251H97V252H98ZM100 251H101V250H100ZM103 251H108V250H106V248H105L104 250H102V253L99 252V253L101 254L100 257H99L100 254L98 255L99 258H102V256L105 255V254H103ZM109 251H110V249H109ZM109 251H108V252H109ZM153 251H154V250H153ZM168 251H170V253H168L169 255H164V256H167V258H165V260H166L165 262H167V263L169 262V261H167V259H170V258H168V257L171 256V253H173V255H174V252H175L176 250H174V252H173V250H168ZM179 251H180V250H179ZM179 251H177V253H178ZM163 252H164V251H163ZM86 253H87V255H86ZM92 253H93V252H92ZM104 253H105V252H104ZM106 253H107V252H106ZM114 253L116 254V252H114ZM122 253H121V254H122ZM141 253H142V252H141ZM141 253H139L138 256H140ZM153 253L155 254V251H154ZM160 253L162 254V252H160ZM164 253H166V252H164ZM181 253L183 254V251H182ZM186 253H188V252H186ZM79 254H80V253H79ZM115 254L113 255V253H112L111 255H112V256H116ZM121 254H120V255H121ZM124 254H125V253H124ZM143 254H144V253H143ZM146 254H147V253H146ZM146 254H145V255H146ZM150 254L153 255L152 253H150ZM157 254H158V252L156 253V255H157ZM161 254H160V255H161ZM175 254H176V253H175ZM184 254H185V253H184ZM141 255H142V254H141ZM173 255H172V256H173ZM177 255H178V258H179V257H180V256H179L180 254H176V255H174L173 257H175V256H177ZM185 255H186V254H185ZM106 256H108V255H106ZM117 256H118V255H117ZM117 256H116V257H117ZM138 256H137V257H138ZM172 256H171V259H170V260H171L170 263L173 261V260H172V258H173ZM189 256H191V257H189ZM189 256H187V257H189V258H192V257H193V255H189ZM197 256H198V255H197ZM197 256H195V257L197 258ZM199 256H200V255H199ZM81 257L84 258L85 261H81ZM116 257H115V258H116ZM181 257H185V256H181ZM181 257H180V258H181ZM85 258H88V259H85ZM175 258H176V257H175ZM185 258H186V257H185ZM185 258H184V260H185ZM235 258H236V257H235ZM105 259H107V258H105ZM111 259H112V257H111L110 259H108V260L111 261ZM113 259H114V258H113ZM149 259H150V258H149ZM162 259L164 260V258H162ZM173 259H174V258H173ZM181 259H182V258H181ZM181 259H180V260H181ZM187 259H188V258H187ZM192 259H193V258H192ZM229 259H231V258H229ZM236 259H239V258H236ZM86 260H88V261H86ZM97 260H98V259H97ZM101 260H102V259H101ZM101 260L99 259L100 262H101ZM108 260H107V261H108ZM176 260H177V259H176ZM226 260H227V259H226ZM240 260H244V259H240ZM91 261H93L92 258L90 259V262H89L88 264H90ZM94 261H95V260H94ZM105 261H106V260H105ZM211 261H212V260H211ZM224 261H225V260H224ZM229 261H230V260H228V263H227V264H242L240 261H239V262L234 261V260H233V261H230V262H229ZM95 262H96V261H95ZM157 262H158V261H157ZM173 262H176V261H173ZM204 262H205V261H204ZM204 262H203V263H204ZM207 262H208V264H209L210 261H207ZM207 262H205V264H206ZM217 262H218V261H217ZM225 262H226V261H225ZM243 262H245V261H243ZM150 263H152V261H150ZM154 263H155V261H154ZM167 263H166V264H167ZM170 263H169V264H170ZM190 263H192V262H190ZM190 263H189V264H190ZM193 263H195V262H193ZM193 263H192V264H193ZM198 263H199V262H197V264H198ZM212 263H213V262H212ZM246 263H247V262H246ZM246 263H244V264H246ZM249 263H250V262H249ZM0 264H6V263H5V262H0ZM78 264H79V263H78ZM85 264H86V263H85ZM98 264H99V262H98ZM152 264H153V263H152ZM172 264H174V263H172ZM176 264H177V263H176ZM180 264H182V263H180ZM200 264H201V263H200ZM214 264H215V263H214ZM220 264H221V263H220Z\"/></svg>",
    "mask_w": 264,
    "mask_h": 264
}]
</instances>
